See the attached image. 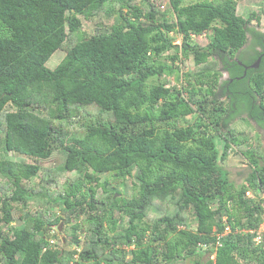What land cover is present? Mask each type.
I'll return each mask as SVG.
<instances>
[{
    "label": "trees",
    "instance_id": "obj_1",
    "mask_svg": "<svg viewBox=\"0 0 264 264\" xmlns=\"http://www.w3.org/2000/svg\"><path fill=\"white\" fill-rule=\"evenodd\" d=\"M165 1L0 0V264H264V240L242 232L263 220L262 144L235 126L264 131V62L244 72L264 50L249 25L261 13ZM233 147L250 168L240 185L220 165Z\"/></svg>",
    "mask_w": 264,
    "mask_h": 264
},
{
    "label": "rangeland",
    "instance_id": "obj_2",
    "mask_svg": "<svg viewBox=\"0 0 264 264\" xmlns=\"http://www.w3.org/2000/svg\"><path fill=\"white\" fill-rule=\"evenodd\" d=\"M188 1V0H183V2ZM189 1H195V0H189ZM236 1L237 5H236V13L238 15H242V16H247L248 14H250L251 12H257V10L261 13L260 15V23L258 24L256 22V20L254 19L251 24L249 25H254L255 27L260 28V29H264V9H262V7H264V0H234ZM168 6V0H166V5L165 8ZM160 8V7H159ZM165 8H160L161 10L165 9ZM169 18H171L170 15H168ZM83 27L85 30H94V24L91 21H83ZM212 33V30L209 29L206 31L205 34H202L201 36H198V38L196 40L200 41L201 44L206 43L207 41V36L209 34ZM206 35V36H205ZM195 37V36H193ZM195 40V41H196ZM180 42V37L177 36L176 39L174 40V43H179ZM173 52V49L170 50V53ZM64 52L57 50L55 51L49 58V60L47 61V65L51 68L55 67L57 65V63L60 61V59L63 57ZM184 61H186V59H184ZM219 64V63H218ZM195 70V67L193 66L191 61H187L184 62L181 68V71L185 72V71H193ZM180 73V72H179ZM175 75L171 74V75H167V81H168V85L169 86H175V87H179L180 85V79L177 80L176 78H174ZM225 78H227V73L224 72L221 76H220V81L224 80ZM189 117V116H188ZM235 126H237L238 128H240L241 130H246V132L252 137V141L256 142L258 139V144H262L259 152L264 154V131L261 130L260 128H258L256 126V124L253 121H248L247 119H240L235 118ZM258 135V136H257ZM256 139V140H255ZM254 142V144H255ZM237 149L235 152L234 150ZM238 147H233V148H229L228 150H231L230 152H228V156L223 160L220 161V165L222 166V168H224L228 173H229V178L231 180H233L237 185L241 184L242 182L245 181V177L247 176L248 172L250 171L249 165L247 163V161L244 159V157L242 156V154L239 152ZM0 159L5 156L3 149L0 147ZM10 159L12 160H20L18 156H16L15 154H13V152H9L7 154ZM71 176H73L74 174L71 173ZM40 177V175H39ZM39 177L35 176L33 177L34 181H38ZM106 180V177L104 174L100 175V181L103 183ZM128 185L126 186V188L124 189L123 187H119V191H120V195L124 198H129L132 196V189L129 183H127ZM98 191H101L102 186H99ZM53 191V190H52ZM51 192V190H49V193ZM250 192L252 193V191L250 190ZM52 195V193H50ZM119 195V194H118ZM31 202L32 204V209H37L38 211H40V208L42 207V205L39 203L38 200H36L34 197H31ZM108 202V200H107ZM55 210L60 213L61 215H65V213L60 209V208H56ZM39 214V212H37ZM155 217L154 213H149L148 216L146 217L147 220L152 221V219ZM224 218V216H223ZM190 228L191 229H195L196 227V220L193 218V216H190ZM263 219H264V215H263ZM224 220V219H223ZM263 222V220H262ZM262 227H264L261 224ZM56 227V228H55ZM58 228V229H57ZM51 233H53L55 235V238L57 240H55V242L57 241V244H59L58 239L61 241L62 239L64 241H61V244H59V248L63 249L64 251L69 249L70 244V224H67L66 227H64L63 223L60 222L58 225L53 226L51 228ZM131 247H134L133 245ZM208 257L207 254L204 255V258ZM210 257H214V253L212 252ZM173 264H189V260H186V262L182 261V260H178L177 262H174Z\"/></svg>",
    "mask_w": 264,
    "mask_h": 264
},
{
    "label": "built area",
    "instance_id": "obj_3",
    "mask_svg": "<svg viewBox=\"0 0 264 264\" xmlns=\"http://www.w3.org/2000/svg\"><path fill=\"white\" fill-rule=\"evenodd\" d=\"M165 4H166V1L160 7L163 8L165 6ZM192 36H195V35L192 34ZM245 194H246V196H253V194L250 192V190L246 191ZM261 198H263V201L261 203V206L263 208V211H262V219H263V215H264V194H262V193H261ZM261 224L264 226V219H263V222L260 223V225L258 226V228L256 230L245 229L242 232H244V233L249 232L252 235V240L254 243H256V244L261 243L264 240V227H262ZM228 231H229V226L226 225L224 227V231H223V233H221V235L226 234ZM219 236H218V238H219ZM218 243L219 242L217 240V244Z\"/></svg>",
    "mask_w": 264,
    "mask_h": 264
},
{
    "label": "flooded vegetation",
    "instance_id": "obj_4",
    "mask_svg": "<svg viewBox=\"0 0 264 264\" xmlns=\"http://www.w3.org/2000/svg\"><path fill=\"white\" fill-rule=\"evenodd\" d=\"M258 30L261 33H264V29L258 28ZM248 42H250V40ZM248 45H249V43H248ZM256 48L258 49V51L260 52V54L257 56V58H255L254 60H252V62L249 65L248 64L247 65H244L246 67V68H244V72H246V70L248 68L260 69V67L264 64L263 63L264 62V50L261 49L260 47H256ZM240 51L243 52L244 58L246 60L250 59L255 54V49L254 50L253 49H248L247 48V44H245ZM235 59H237V58L235 57Z\"/></svg>",
    "mask_w": 264,
    "mask_h": 264
}]
</instances>
